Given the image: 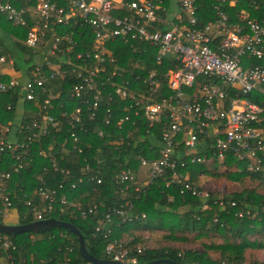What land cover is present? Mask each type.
<instances>
[{"label": "built area", "instance_id": "obj_1", "mask_svg": "<svg viewBox=\"0 0 264 264\" xmlns=\"http://www.w3.org/2000/svg\"><path fill=\"white\" fill-rule=\"evenodd\" d=\"M167 1L23 0V5H16L18 0H0V20L26 28L24 45L35 57L23 70H16L13 58L0 56V67H4L8 77L0 79V92L17 89L26 101H36L40 93H48L43 99V111H38L35 117L25 123L19 121L17 125H0V134L13 135L11 140L0 139V151L9 153L14 160L11 171L19 172L23 168L31 145L39 135H46L50 127L55 129L53 144H57L61 118L69 127L73 142L80 141L78 132L81 131L103 137L104 131L91 126L90 122L96 119L106 87L133 101V110L116 119V129L132 115L141 113L150 125L163 126L159 157L139 159L140 166L149 169L147 179L140 183L131 169H121L113 177L116 185H124L127 189L130 184L135 191H140L142 186L168 175L165 181L178 185L181 193L186 190L201 198L207 196L208 192L198 191L190 183L188 172L182 174L175 169L172 156L179 136L189 151L200 146L199 135L214 137V158L210 164L213 160L217 165L221 164L226 153H230L249 171H263L264 105L250 100L248 95L252 92L264 94V64L253 65L251 62L255 59L264 62V17H248L241 9L238 14L241 22L233 24L224 11V4H234L235 0H214L217 17L199 24L196 0H176L179 11L172 17L167 15ZM251 1L254 9L261 8L264 12V2ZM89 38L88 48H82ZM117 40L140 54L148 53L151 46L156 50L157 62L174 60L173 67L168 68L162 78H157V72H147L142 77L143 88L137 92L130 90L116 80L122 77L123 68L112 55L110 44ZM135 42L148 47H139ZM139 63L141 66L144 60ZM55 79L69 83V97L79 100V105L70 112H60L59 116L49 112L54 109L53 100L59 97V92L53 93L46 88L49 81ZM124 82L128 83L127 80ZM155 95L157 100H153ZM114 118L110 113L105 125H112ZM65 143L59 144L61 149ZM52 148L50 144L48 149ZM74 149L82 152L79 144H75ZM39 154L48 155L47 150L42 149ZM194 160L199 161L200 157H193ZM51 163L57 170L54 157ZM88 169L86 163L83 173L86 174ZM11 171L0 172V199L3 200L5 218L11 207L10 192L5 187ZM37 180L36 194L41 200H48L45 212L52 211L55 200L60 204V212L64 211V205L77 206L76 202L68 201L65 193L58 196L56 189L46 188L42 176ZM81 180L82 175L78 178L79 182ZM89 180L101 182L98 174L90 176ZM75 185L72 183L71 188ZM168 199L172 200V197ZM95 208L96 205L88 212ZM34 214L35 220L45 219L39 210L35 209ZM81 214L86 217L85 211ZM113 214L121 218L114 228L111 226ZM139 218L144 220L145 213L132 216L120 206L109 209L98 221L95 231L105 239L103 250L109 259L121 264L137 263L138 255L148 248L136 242L133 235L114 236L116 227L121 228L126 220ZM9 247L14 248L12 240L0 239V248ZM6 257L12 264V256L7 254Z\"/></svg>", "mask_w": 264, "mask_h": 264}, {"label": "trees", "instance_id": "obj_2", "mask_svg": "<svg viewBox=\"0 0 264 264\" xmlns=\"http://www.w3.org/2000/svg\"><path fill=\"white\" fill-rule=\"evenodd\" d=\"M253 1L258 4L264 2V0ZM15 4L23 5V0H18ZM214 5V0H196L199 24L217 17ZM241 9L246 11L248 17H264L262 9H254L251 0H235L234 4H224V11L233 24L241 22L238 16ZM26 32L25 27L13 26L4 19L0 20V56L13 58L16 70H23L25 65H29L35 58L32 51L24 45ZM89 40L90 38L87 40V45L82 48H88ZM135 44L142 48L148 47L143 43L135 42ZM110 48L118 65L123 68V75L116 79L117 82L136 92L143 88L142 77L147 72H157V78H162L164 72L172 68L175 62L174 60L157 62L156 50L151 46L145 54L133 52L128 44L120 40L111 43ZM140 60H144L141 66H139ZM251 62L253 65L264 64L258 59ZM3 68L0 67V79L6 80L8 77ZM136 76L141 78L137 80ZM125 80L128 81L127 84ZM46 86L47 91L59 92V97L53 100L54 109L49 111L53 116H59L63 111L70 112L79 105L78 99H71L68 95L69 83L55 79L49 81ZM47 94V92L40 93L36 101H26L18 94L17 89L0 92V125H17L16 112L19 104L24 105V113L19 118L22 123L35 117L38 111H43V99ZM107 94L111 97L109 98ZM248 98L264 105V94L252 92ZM157 99V95L153 96V100ZM132 105L133 101L116 95L112 88H104L96 119L90 122L91 126H97L104 131L103 137L91 131H81L78 132L80 141L73 142L69 127L61 118V134L57 144H53L55 129L50 127L46 135H39L31 145L25 165L19 172L11 171L14 160L10 154L0 151V172L11 171L5 187L10 192V210H14L17 215L16 223L4 221L6 218L2 214L3 200L0 199V222L29 223L35 221V209L39 210L45 219L55 218L73 223L82 233L87 251L94 257L109 259L103 250L105 239L95 231V227L109 209L123 206L129 215L145 213L146 218L134 219L130 222L126 220L121 228H115V237L133 235L136 237L135 241L139 242L137 231L159 229L169 231L167 238L174 241L187 242L190 239L183 233L193 232V239L202 242L201 249L190 248L183 251L167 245L146 248L138 255L137 263L169 259L178 264H264L263 260L258 259L259 251H264V193L245 189L222 195L208 192L207 196L201 198L190 191L185 190L181 193L178 185L165 181L164 178H168V175L158 177L149 185L142 186L140 191H135L134 186L130 184L127 189L124 185L115 184L113 177L121 169H131L135 173L142 167L139 164L141 157L154 160L160 155L163 129L161 124L150 125L140 112V115H132L120 129L114 127L118 117L133 110ZM108 108L109 112H107ZM110 113L115 118L112 125L107 126L105 119ZM18 136L24 138L22 134ZM1 138L11 140L9 133L0 134ZM199 139L198 149L189 151L179 136L174 143L172 156V160L176 162V171L182 174L188 172L189 181L195 189L202 191L199 184L202 173L207 169L216 168L230 170L227 177L231 181L237 182L249 175L264 186V169L261 173H253L230 153H226L221 164L217 165L216 161L210 165L209 161L214 158L212 156L215 150L214 137L199 135ZM63 141L66 143L61 149L59 144ZM50 144L53 146L52 149H48ZM75 144L81 146L82 152L79 153L74 149ZM40 149L47 150L48 155L39 154ZM52 157L58 166L57 170L52 166ZM193 157H200V160L192 161ZM98 160L101 162H97ZM181 162L184 166H180ZM86 163L89 169L84 174L83 168ZM66 170L69 171L68 174ZM95 174L101 178L100 183L89 180L90 176ZM81 175L82 180L79 182L78 178ZM38 176H42L46 188L56 189L58 196L65 193L68 201L76 202L77 206L64 205V211L60 212L58 209L60 204L55 200L52 211L45 212L48 200H41L36 194ZM72 183L76 184L75 188H71ZM60 184L62 188H59ZM169 197H172V200H169ZM126 203L131 207L125 205ZM94 205L96 208L88 212V209ZM181 208L182 211L179 212ZM81 211H85L86 217L82 216ZM239 213L242 215L239 216ZM112 218L111 226L114 228L115 223L121 221V218L117 214H113ZM3 238L12 240L14 248H0V264L10 263L7 254L12 256V264L88 263L78 251L76 235L61 227L12 235L0 233V239ZM248 252L252 259L246 257Z\"/></svg>", "mask_w": 264, "mask_h": 264}, {"label": "rangeland", "instance_id": "obj_3", "mask_svg": "<svg viewBox=\"0 0 264 264\" xmlns=\"http://www.w3.org/2000/svg\"><path fill=\"white\" fill-rule=\"evenodd\" d=\"M171 5V11L170 15H173V8H177L176 0H170ZM177 12V9L176 11ZM20 118V115L18 116ZM214 163H216V160H213ZM211 165V164H210ZM230 171V170H229ZM228 170H224L223 168L219 169H207L202 173V179L200 187L206 192L214 193V194H230L232 192H240L245 189H253L257 192L264 193V186L260 184V182L257 179L251 178L249 175H246L242 177L239 181L234 182L228 179L227 175L229 173ZM182 211V208L179 209V212ZM12 212V211H11ZM8 219H4V221H7ZM169 234V231L167 230H159V229H153L151 231L148 230V232H142L137 233L140 238L139 243H143L145 247L152 248L153 246H172L178 248L180 251H183L185 249H201V243L200 240L193 239V232L190 233H183L186 234L187 238L190 240L187 242L182 241H174L172 239L167 238V235ZM178 234V233H177ZM142 239V240H141ZM216 241H220L216 239ZM246 257L248 259H252L251 255H249V252L246 254ZM259 260L264 261V251H259Z\"/></svg>", "mask_w": 264, "mask_h": 264}, {"label": "water", "instance_id": "obj_4", "mask_svg": "<svg viewBox=\"0 0 264 264\" xmlns=\"http://www.w3.org/2000/svg\"><path fill=\"white\" fill-rule=\"evenodd\" d=\"M61 227L76 235L78 240V251L83 259L89 264H121L111 259L97 258L91 255L86 248L85 239L79 229L71 222L58 220L55 218H48L43 220H35L24 224H7L0 222V233L3 234H17L22 232H35L42 229ZM124 264H178L169 259H157L144 263H124Z\"/></svg>", "mask_w": 264, "mask_h": 264}, {"label": "crops", "instance_id": "obj_5", "mask_svg": "<svg viewBox=\"0 0 264 264\" xmlns=\"http://www.w3.org/2000/svg\"><path fill=\"white\" fill-rule=\"evenodd\" d=\"M167 3H168V6H169V10H168L167 15H168V17H172L174 14H176L179 11L178 5H177V8L176 7L173 8L174 9L173 10V15L171 16L170 15V11H171L170 0H168ZM176 9H177V12H175ZM8 72L10 73L9 70H7V73ZM16 113H17V116H18V114L20 116L23 115V113H24V105L23 104H19L18 110H17ZM17 119H18L17 120V123H18L20 121L19 117H17ZM10 138H13V135H10ZM148 171H149L148 167H140L138 170L135 171L134 175L138 179V181H140V182L141 181H145L147 179ZM199 184H201V182ZM6 218L8 219L6 222L16 223V221H17V215H16L15 211L12 210V209L9 211V214H8V216ZM145 231L148 232L147 229H142L141 231H137V232L138 233H142V232H145Z\"/></svg>", "mask_w": 264, "mask_h": 264}]
</instances>
